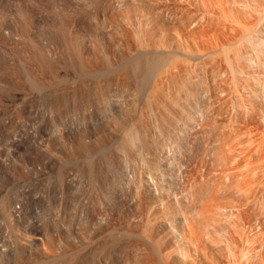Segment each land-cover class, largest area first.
Listing matches in <instances>:
<instances>
[{
	"label": "rangeland",
	"instance_id": "rangeland-1",
	"mask_svg": "<svg viewBox=\"0 0 264 264\" xmlns=\"http://www.w3.org/2000/svg\"><path fill=\"white\" fill-rule=\"evenodd\" d=\"M259 1L0 0V264H264Z\"/></svg>",
	"mask_w": 264,
	"mask_h": 264
},
{
	"label": "bare ground",
	"instance_id": "bare-ground-1",
	"mask_svg": "<svg viewBox=\"0 0 264 264\" xmlns=\"http://www.w3.org/2000/svg\"><path fill=\"white\" fill-rule=\"evenodd\" d=\"M231 1H232V0H231ZM254 1H256V0H254ZM262 1H263V0H262ZM243 2H244V1H243ZM245 2H246V1H245ZM199 3H200V2H199ZM207 3H208V1H207ZM255 3H256V2H255ZM258 3H259V5H260V1H259V0H258ZM258 3H257V4H258ZM205 4H206V3H205ZM209 4H210V3H209ZM235 4H236V3H235ZM253 4H254V2H253ZM257 4H256V5H257ZM261 4H262V2H261ZM263 4H264V3H263ZM217 5H218V4H217ZM231 5H232V4H231ZM243 5H244V4H243ZM220 6H221V4H220ZM220 6H219V7H220ZM228 6H229V5H228ZM236 6H237V5H236ZM244 6H245V5H244ZM253 6H254V5H253ZM219 7H218V8H219ZM257 7H258V6H257ZM191 8H192V7H191ZM212 8H213V7H212ZM215 8H216V7H215ZM226 8H227V7H226ZM242 8H243V7H242ZM242 8H241V9H242ZM244 8H245V7H244ZM246 8H248V7H246ZM248 9H249V8H248ZM248 9H247V10H248ZM258 9H259V8H258ZM197 10H198V9H197ZM234 10H235V9H234ZM249 10H251V9H249ZM256 10H257V9H256ZM223 11H224V10H223ZM226 11H227V10H226ZM261 11H262V10H261ZM224 12H225V11H224ZM191 13H192V12H191ZM194 13H195V12H194ZM197 13H198V12H197ZM243 13H244V12H243ZM249 13H250V12H249ZM252 13H253V11H252ZM254 13H255V11H254ZM259 13H260V12H259ZM246 14H247V13H246ZM255 14H256V13H255ZM199 15H200V14H199ZM215 15H216V14H215ZM257 15H260V14H257ZM262 15H263V14H262ZM191 16H192V15H191ZM200 16H201V15H200ZM202 16H203V14H202ZM208 16H209V15H208ZM221 16H222V15H221ZM228 16H229V15H228ZM236 16H237V18H238V15H235V21H237V20H236ZM247 16H248V15H247ZM251 16H252V15H251ZM186 17H187V16H186ZM189 17H190V16H189ZM197 17H198V16H197ZM263 17H264V16H263ZM200 18H201V17H200ZM209 18H210V17H209ZM255 18L257 19L256 16H255ZM259 18H260V17H259ZM198 19H199V17H198ZM211 19H212V18H211ZM213 19H214V18H213ZM215 19H216V18H215ZM231 19H232V18H231ZM261 19H262V18H261ZM199 20H200V19H199ZM209 20H210V19H209ZM228 20H229V19H228ZM248 20H249V17H248ZM196 21H197V20H196ZM196 21H195V23H196ZM258 21H259V20H258ZM182 22H183V21H182ZM216 22H217V21H216ZM222 22H223V20H222ZM224 22H225V21H224ZM239 22H240V20H239ZM243 22H245V24H244V23H243V24L246 26V29H248V30H246V31H247L246 33H247V34H249V31H252V30L254 31V29H253L254 27L251 28L252 26H250V25H249V27H250L251 29H250L249 27H247V25H246V22H247V21H243ZM255 22H256V20H255ZM261 22H263V21L261 20ZM261 22H258V23L260 24ZM232 23H233V21H232ZM234 23H235V22H234ZM236 23H238V21H237ZM208 24H209V23H208ZM250 24H251V23H250ZM190 25H192V24H190ZM204 25H205V24H204ZM219 25H220V24H219ZM222 25H223V24H222ZM233 25H234V24H233ZM233 25H232V26H233ZM240 25H241V27L243 26V25H242V22H241ZM188 26H189V25H188ZM229 26H231V25H229ZM234 26H235V25H234ZM236 26L238 27L237 24H236ZM236 26H235V27H236ZM256 26L258 27V24H256ZM191 27H192V26H191ZM191 27H190V28H191ZM239 27H240V26H239ZM239 27H238V28H239ZM257 27H256V28H257ZM217 28H219V27H217ZM238 28H236V29H238ZM242 28H243V30L245 29L244 27H242ZM249 29H250V30H249ZM193 30H194V29H193ZM203 30H204V29H203ZM218 30H220V29H218ZM261 30H262V29H261ZM199 31H200V30H199ZM222 31H223V30H222ZM227 31H228V30H227ZM240 31L242 32L241 29H240ZM253 31H252V32H253ZM255 31H256V30H255ZM135 32H136V31H135ZM191 32H192V31H191ZM201 32H202V31H201ZM208 32H209V31H208ZM243 32H245V30H244ZM243 32H242V33H243ZM256 32H257V31H256ZM259 32H261V31H258V33H259ZM212 33H213V32H212ZM199 34H201V33H199ZM207 34H208V33H207ZM236 34H237V33H236ZM256 34H257V33H256ZM261 34H262V33H261ZM261 34H260V36H261ZM232 35H233V34H232ZM250 35H251V37H252V38H251V39H252L251 42H252L255 34L253 35V34H251V32H250ZM188 36H189V35H188ZM210 36H211V35H210ZM215 36H216V35H215ZM219 36H220V35H219ZM237 36H238V35H237ZM240 36H241L242 39H243V37H245V36H247V35L245 34V35L243 36V34H242V35H240ZM217 37H218V36H217ZM255 37H256V36H255ZM214 38H216V37H214ZM224 38H225V37H224ZM203 39H204V38H203ZM245 39L250 40L248 36L245 37ZM245 39H244V40H245ZM230 40H231V39H230ZM240 40H241V39H240ZM196 41H197V40H196ZM245 41H246V40H245ZM255 41H257V40L255 39ZM259 41H260V40H259ZM259 41H257V42H259ZM263 41H264V40H263ZM263 41H262V42H263ZM237 42H238V41H237ZM239 42H241V41H239ZM249 42H250V41H249ZM234 43H235V42H234ZM254 43H255V42H254ZM254 43H253V44H254ZM136 44H137V43H136ZM240 44H241V43H240ZM242 44H243V43H242ZM244 44H245V43H244ZM250 44H251V43H250ZM250 44H249V45H250ZM255 44H256V43H255ZM153 45H154V44H153ZM164 45H165V44H164ZM212 45H213V44H212ZM233 45H234V44H233ZM237 45H239V43L236 44V47H237ZM256 45H258V44H256ZM256 45H254V46L256 47ZM259 45H260V44H259ZM262 45H263V43H262ZM157 46H158V45H157ZM159 46H161V45H159ZM224 46H225V45H224ZM228 46H229V45H228ZM252 46H253V45H252ZM260 46H261V45H260ZM229 47H230V46H229ZM262 47H263V46H262ZM262 47H261V48H262ZM160 48H161V47H160ZM214 48H215V45H214ZM223 48H224V47H223ZM238 48H239V47H238ZM253 48H254V47H253ZM253 48H252V49H253ZM258 48H259V47H258ZM258 48H257V49H258ZM261 48H260V50H261ZM195 49H196V48H195ZM225 49H226V48H225ZM225 49H224V50H225ZM236 49H237V48H236ZM240 49H241V48H240ZM254 49H255V48H254ZM181 50H182V49H181ZM196 50H197V49H196ZM198 50H199V49H198ZM218 50H219V49H218ZM230 50H231V49H230ZM230 50H229V52H231ZM242 50H243V49H242ZM245 50H246V49H245ZM157 51H158V50H157ZM255 51H256V50H255ZM190 52H191V51H190ZM194 52H195V51H194ZM210 52H211V50H210ZM222 52H223V51H222ZM151 53H152V52H151ZM167 53H168V52H167ZM175 53H176V52H175ZM186 53H187V52H186ZM212 53H213V52H212ZM216 53H217V52H216ZM223 53H225V52H223ZM237 53H238V51H237ZM249 53H250V52H249ZM162 54H163V53H162ZM184 54H185V53H184ZM207 54H209V53H207ZM213 54H214V53H213ZM213 54H212V55H213ZM228 54H229V53H228ZM235 54H236V53H235ZM255 54H256V53H255ZM176 55H177V54H176ZM189 55H190V53H189ZM212 55L210 54V57H211ZM215 55H216V54H215ZM230 55H231V54H230ZM246 55H247V54H246ZM262 55H263V54H262ZM172 56H173V55H172ZM178 56H179V55H178ZM186 56H187V55H186ZM195 56H198V55H195ZM200 56H201V55H199V57H200ZM213 56H214V55H213ZM213 56H212V57H213ZM220 56H221V55H220ZM226 56H227V53H226ZM244 56H245V55H244ZM259 56H260V55H259ZM159 57H160V56H159ZM166 57H167V56H166ZM192 57H193V56H192ZM214 57H215V56H214ZM263 57H264V56H263ZM183 58H184V57H183ZM190 58H191V57H190ZM193 58H194V57H193ZM197 58H198V57H197ZM217 58L219 59V56H217ZM254 58H255V57H254ZM256 58H257V57H256ZM176 59H177V57H176ZM181 59H182V58H181ZM185 59H187V58H185ZM202 59H203V58H202ZM211 59H212V58H211ZM214 59H216V58H214ZM218 59H217V60H218ZM223 59H224V56H223ZM240 59H242V58H240ZM244 59H245V58H244ZM244 59H242V60H244ZM249 59H250V58H249ZM173 60H175V59H173ZM173 60H170V62L172 61V63H173ZM182 60H183V59H182ZM188 60H189V59H188ZM209 60H210V59H209ZM224 60H225V59H224ZM260 60H261V59H260ZM262 60H263V59H262ZM176 61H177V60H176ZM196 61H197V60H196ZM207 61H208V59H207ZM245 61H246V60H245ZM245 61H243V63H245ZM252 61H253V60H252ZM256 61H258V60H256ZM181 62H182V61H181ZM187 62H188V61H187ZM192 62H194V61H192ZM210 62H211V61H210ZM246 62H248V61H246ZM258 62H259V61H258ZM183 63H184V62H183ZM188 63H190V62H188ZM188 63H187V65H188ZM194 63H195V62H194ZM197 63H198V62H197ZM228 63H229V62H228ZM251 63H252V62H251ZM179 64H180V63H179ZM216 64H217V63H216ZM226 64H227V63H226ZM261 64H262V63H261ZM182 65H183V64H182ZM185 65H186V64H185ZM203 65H204V64H203ZM250 65H252V64H250ZM250 65H249V66H250ZM171 66H172V65H171ZM183 66H184V65H183ZM194 66H195V65H194ZM212 66H213V65H212ZM233 66H234V65H233ZM249 66H248V67H249ZM259 66H260V65H259ZM262 66H264V65H262ZM166 67H167V66H166ZM182 68H183V67H182ZM187 68H188V67H187ZM204 68H205V67H204ZM209 68H210V67H209ZM212 68H213V67H212ZM229 68H230V67H229ZM245 68H246V67H245ZM255 68H257V67L255 66ZM255 68H254V69H255ZM261 68H262V67H261ZM170 69H171V68H170ZM207 69H208V68H207ZM217 69H218V68H217ZM187 70H188V69H187ZM237 70H238V69H237ZM260 70H261V69H260ZM173 71H174V70H173ZM181 71H182V70H181ZM183 71H184V70H183ZM188 71H189V70H188ZM190 71H191V70H190ZM224 71H225V70H224ZM228 71H229V70H228ZM232 71H233V70H232ZM206 72H207V71H206ZM210 72H211V71H210ZM210 72H209V73H210ZM219 72H220V71H219ZM222 72H223V71H222ZM165 73H166V72H165ZM182 73H183V72H182ZM185 73H186V72H185ZM188 73H189V72H188ZM191 73H193V72H191ZM191 73H190V74H191ZM245 73H246V72H245ZM161 74L164 75L163 73H161ZM167 74H168V73H167ZM198 74H199V73H198ZM213 74H214V73H212V75H210V76H211V77L214 76ZM216 74H217V73H216ZM235 74H236V73H235ZM165 75H166V74H165ZM188 75H189V74H188ZM251 75H252V74H251ZM168 76H169V74H168ZM174 76H175V75H174ZM174 76H172V78H174ZM189 76H190V75H189ZM216 76H218V75H216ZM230 76H231V75H230ZM238 76H239V75H238ZM243 76H244V75H243ZM258 76H259V75H258ZM245 77H246V76H245ZM249 77H250V76H249ZM251 77H252V76H251ZM251 77H250V78H251ZM165 78H166V77H165ZM186 78H187V77H186ZM188 78H189V77H188ZM221 78H222V75H221V77L219 76V79H221ZM226 78H227V76H226ZM237 78H238V77H237ZM243 78H244V77H243ZM252 78H253V77H252ZM169 79H170V78H169ZM248 79H249V78H248ZM254 79H255V78H254ZM181 80H182V79H181ZM181 80H179V81H181ZM185 80H186V79H185ZM194 80H195V79H194ZM231 80H233V79H231ZM245 80H246V79H245ZM245 80H244V81H245ZM161 81H162V80H161ZM219 81H220V80H219ZM233 81H234V80H233ZM185 82H187V81H185ZM190 82H191V81H190ZM246 82H247V81H246ZM175 83H176V82H175ZM228 83H229V82H228ZM233 83H234V82H232V84H233ZM163 84H164V82H163ZM185 84H186V83H185ZM253 84H254V83H253ZM206 85H207V84H206ZM214 85H215V84H214ZM217 85H218V84H217ZM217 85H216V86H217ZM220 85H221V84H220ZM222 85H223V84H222ZM243 85H244V84H243ZM207 86H208V85H207ZM226 86H227V85H226ZM232 86H233V85H232ZM241 86H242V85H241ZM261 86H262V85H261ZM222 87H224V86H222ZM224 88H225V87H224ZM233 88H234V86H233ZM237 88H238V87H237ZM205 89H206V88H205ZM261 89H262V87H261ZM180 90H181V89H180ZM184 90H185V89H184ZM184 90H183V91H184ZM206 90H207V89H206ZM212 90H214V89L212 88ZM235 90H236V89H235ZM217 91L220 92V90H217ZM261 91L263 92V90H261ZM214 92H215V90H214ZM221 92H222V91H221ZM172 93H173V92H172ZM228 94H229V92H228ZM257 94H258V93H257ZM158 95H159V94H158ZM186 95H187V94H186ZM186 95H185V96H186ZM214 95H215V93H214ZM233 95H235V94L233 93ZM251 95H252V94H251ZM176 96H177V95H176ZM176 96H175V97H176ZM257 96H258V95H257ZM155 97H156V96H155ZM180 97H182V96L180 95ZM183 97H184V96H183ZM215 97H216V96H215ZM234 97H236V96H234ZM241 97H242V96H241ZM263 97H264V96H263ZM222 98H223V97H222ZM225 98H226V97H225ZM174 99H176V98H174ZM228 99H230V97H229ZM254 99H255V98H254ZM214 100H215V99H214ZM217 100H219V98H218ZM232 100H234V99H232ZM242 100H243V99H242ZM246 100H247V99H246ZM256 100H257V99H256ZM259 100H260V99H259ZM183 101H184V100H183ZM228 101H229V100H228ZM248 101H249V100H248ZM251 101H252V100H251ZM261 101H262V100H261ZM171 102H172V101H171ZM181 102H182V101H181ZM226 102H227V99H226ZM229 102H230V101H229ZM239 102H240V101H239ZM241 102H242V101H241ZM243 102H244V101H243ZM167 103H169V102H167ZM230 103H231V102H230ZM259 103H260V102H259ZM262 103H264V101H263ZM262 103H260V104H262ZM222 104H224V103H222ZM169 105H170V104H169ZM180 105H181V104H180ZM220 105H221V104H220ZM224 105H225V104H224ZM237 105H238V104H237ZM240 105H241V104H240ZM244 105H245V104H244ZM249 105H250V104H249ZM251 105H252V104H251ZM162 106H163V105H162ZM229 106H230V105H229ZM247 106H248V105H247ZM257 106H258V105H257ZM172 107H173V106H172ZM219 107H220V106H219ZM254 107H255V106H254ZM230 108H231V107H230ZM261 108H262V107H261ZM177 109H178V108H177ZM211 109H213V108H211ZM223 109H224V108H223ZM243 109H244V108H243ZM173 110H174V108H173ZM217 110H219V109L217 108ZM235 110H236V109H235ZM182 111H183V110H182ZM238 111H239V110H238ZM205 112H206V111H205ZM209 112H211V111H209ZM220 112H221V111H220ZM223 112H224V111H223ZM229 112H230V111H229ZM241 112H242V111H241ZM241 112H240V113H241ZM251 112H252V111H251ZM218 113H219V112H218ZM233 113H234V112H233ZM246 113H247V112H246ZM248 113H249V112H248ZM179 114H180V113H179ZM211 114H212V113H211ZM215 114H216V112H215ZM221 114H222V112H221ZM236 114H237V113H236ZM249 114H250V113H249ZM263 114H264V113H263ZM206 115H207V114H206ZM218 115H220V114H218ZM218 115H217V116H218ZM223 115H224V114H223ZM225 115H226V113H225ZM232 115H234V114H232ZM242 115H243V114H242ZM256 115H257V114H256ZM165 116H166V115H165ZM207 116H208V115H207ZM209 116H210V115H209ZM236 116H237V115H236ZM248 116H249V115H248ZM221 117H222V116H221ZM227 117H228V116H227ZM240 117H241V116H240ZM174 118H175V117H174ZM209 118H210V117H209ZM214 118H215V117H214ZM233 118H234V117H233ZM233 118H232V120H234ZM245 118H249V117H245ZM165 119H166V118H165ZM167 119H168V118H167ZM188 119H189V118H188ZM230 119H231V118H230ZM240 119H241V118H240ZM205 120L207 121V119H205ZM209 120H210V119H209ZM216 120H217V119H216ZM224 120H225V119H224ZM167 121H168V120H167ZM173 121H174V119H173ZM175 121H176V120H175ZM202 121H203V120H202ZM227 121H228V120H227ZM236 121H237V120H236ZM247 121H248V120H247ZM160 122H161V121H160ZM204 122H205V121H204ZM250 122H251V121H250ZM171 123H172V121H171ZM159 124H160V123H159ZM159 124H158V125H159ZM173 124H174V123H173ZM176 124H177V123H176ZM206 124H207V122H206ZM211 124H212V123H211ZM217 124H218V123H217ZM162 125H163V124H162ZM203 125H205V124H203ZM228 125H229V124H228ZM230 125H231V124H230ZM254 125H255V124H254ZM163 126H164V125H163ZM172 126H174V125H172ZM178 126H179V125H178ZM205 126H206V125H205ZM256 126H257V125H256ZM233 127H234V126H233ZM202 128H203V127H202ZM209 128H210V127H209ZM216 128H218V127H216ZM225 128H226V126H225ZM225 128H224V129H225ZM227 128H228V127H227ZM237 128H238V126H237ZM240 128H241V127H240ZM177 129H178V128H177ZM206 129H207V128H206ZM212 129H213V127H212ZM202 130H203V129H202ZM207 130H208V129H207ZM214 130H215V129H214ZM230 130H231V127H230ZM165 131H166V130H165ZM170 131H171V130H170ZM225 131H226V130H225ZM227 131H228V130H227ZM231 131H232V130H231ZM167 132H168V131H167ZM209 132H210V131H209ZM234 132H235V131H234ZM236 132H237V131H236ZM250 132H251V131H250ZM262 132H263V131H262ZM222 133H223V132H222ZM244 133H245V132H244ZM173 134H174V132H173ZM230 134H231V133H230ZM239 134H240V133H239ZM259 134H260V133H259ZM262 134H263V133H262ZM220 135H221V134H220ZM228 135H229V133H228ZM167 136H168V135H167ZM167 136H166V137H167ZM261 136H262V135H261ZM235 137H237V135H236ZM238 137H240V136H238ZM238 137H237V138H238ZM229 138H230V137H229ZM244 138H246V137L244 136ZM250 138H253V137H250ZM169 139H170V138H169ZM239 139H243V138L240 137ZM263 139H264V137H263ZM227 140H228V139H227ZM232 140H233V139H232ZM256 140H257V139H256ZM237 141H238V140H237ZM261 141H262V140H261ZM235 142H236V141H235ZM240 142H241V140H240ZM223 143H224V142H223ZM229 143H230V142H229ZM231 143H232V142H231ZM238 143H239V142H238ZM244 143H245V142H244ZM244 143L242 142V144H244ZM219 144H220V143H219ZM221 144H222V143H221ZM221 144H220V145H221ZM225 144H226V143H224L223 145H225ZM251 144H252V143H251ZM228 146H230V145H228ZM228 146L225 145V147L230 148V147H228ZM231 146H232V145H231ZM233 146H234V144H233ZM236 146H237V145H236ZM245 146H246V145H245ZM250 146H251V145H250ZM222 147H224V146H222ZM234 147H235V146H234ZM247 147L250 148L248 145H247ZM247 147H246V148H247ZM160 148H161V147H160ZM160 148H159V149H160ZM238 148L240 149V147H238ZM251 148H252V147H251ZM260 148H261V147H260ZM236 149H237V148H236ZM160 150H161V149H160ZM162 150H164V149H162ZM205 150H206V149H205ZM225 150H226V149H225ZM225 150H224V151H225ZM250 150H251V149H250ZM155 151H156V149H155ZM232 151H233V150H232ZM232 151H231V152H232ZM241 151H242V150H241ZM261 151H262V150H261ZM140 152H141V151H140ZM173 152H174V151H173ZM221 152H222V151H221ZM226 152H227V151H226ZM226 152H224V153H226ZM231 152H230V153H231ZM233 152H234V151H233ZM233 152L231 153V155L233 154ZM235 152H236V151H235ZM237 152L240 153L239 151H237ZM243 152H244V151H243ZM245 152H246V151H245ZM254 152H255V151H254ZM262 152H263V151H262ZM164 153H165V152H164ZM227 153H228V152H227ZM230 153H229V154H230ZM238 153H235V155L238 154ZM165 154H166V153H165ZM247 154H248V153H247ZM166 155H168V154H166ZM215 155H216V154H215ZM219 155H220V154H219ZM219 155H218V156H219ZM222 155H223V154H222ZM227 155H228V154H227ZM251 155H252V154H251ZM253 155H254V154H253ZM147 156H148V155H147ZM169 156H170V154H169ZM218 156H217V158H219ZM241 156H242V155H241ZM254 156H255V155H254ZM161 157H162V156H161ZM163 157H164V156H163ZM167 157H168V156H167ZM212 157H213V155H212ZM223 157H224V156H223ZM229 157L231 158L232 156H229ZM229 157H228V158H229ZM239 157H240V156H239ZM164 158H165V157H164ZM237 158H238V157H237ZM245 158H246V157H245ZM258 158H259V157H258ZM148 159H150V158H148ZM220 159H221V158H220ZM220 159H219V160H220ZM233 159H234V155H233ZM146 160H147V159H146ZM235 160H236V159H235ZM244 160H245V159H244ZM247 160H249V159H247ZM162 161H163V160H162ZM225 161H227V157H226V160H225ZM225 161H224V162H225ZM229 161H230V159H229ZM233 161H234V160H233ZM262 161H264V159H263ZM219 162H220V161H219ZM146 163H147V162H146ZM151 163H152V162H151ZM169 163H170V162H169ZM230 163H231V162H230ZM232 163H233V162H232ZM232 163H231V164H232ZM254 163H255V162H254ZM148 164H149V163H148ZM245 164H246V160H245ZM245 164H244V165H245ZM250 164H251V162L248 163V166H249ZM150 165H151V164H150ZM213 165H214V163H213ZM215 165H216V164H215ZM218 165H219V164H217L216 167H218ZM222 165H223V164H222ZM252 165H253V164H252ZM256 165H257V164H256ZM262 165H263V164H262ZM153 166H154V165H153ZM220 166H221V164H220ZM245 166H246V165H245ZM198 167H199V166H198ZM203 167H204V165H203ZM206 167H207V166H206ZM210 167H211V166H210ZM237 168H238V167H237ZM125 169H126V167H125ZM153 169H154V168H153ZM158 169H159V168H158ZM197 169H198V168H197ZM200 169H201V168H200ZM214 169H215V168H214ZM218 169H219V168H218ZM239 169H240V167H239ZM253 169H254V168H253ZM197 171H198V170H197ZM197 171H196V172H197ZM202 171H203V170H202ZM214 171H215V170H214ZM236 171H238V172H236ZM240 171L243 172L242 170H238V169L236 170V169L233 168V167L230 168V167H228V166H226V167H225V166H222L221 173H222V176H223V173H226V175H227V172H228V174H229V173H232L233 176L237 177V181H238V182H236V183H237V184H236V187H237V185H238V188H237V189H239V191L236 189V187H234V188L236 189V193H239V192H240V193H242V196H247L246 194H248V193H247V190H248V188H249L248 186L250 185V187H251V184H249L250 181L248 182L247 179H246V181H247L248 184H249V185H247V182L245 181V178H246V177H245V175H243L244 173H241ZM244 171H246V170H244ZM250 171H252V170H250ZM250 171H249V172H250ZM254 171H255V170H254ZM196 172H195V173H196ZM255 172H256V171H255ZM255 172H253L252 175L255 174ZM259 172H260V171H259ZM246 173H247V171H246ZM206 174H207V173H206ZM216 174H217V173H216ZM232 174H231V175H232ZM247 175H248V174H247ZM259 175H260V173H259ZM200 176H201V175H200ZM229 176H230V175H229ZM262 176H263V175H262ZM214 177H215V176H214ZM224 177H225V179H226L227 176H225V174H224ZM224 177H223V178H224ZM218 178H219V177H218ZM223 178H222V179H223ZM228 179H230V177H229ZM254 179H255V178H254ZM162 180H163V179H162ZM231 180H232V179H231ZM235 180H236V179L234 178L233 181L235 182ZM248 180H249V179H248ZM191 181H192V180H191ZM195 181H196V180H195ZM200 181H201V180H200ZM204 181H205V179H204ZM219 181H220V180H219ZM222 181H223V180H222ZM226 181H227V180H226ZM251 181H252V180H251ZM192 182H193V181H192ZM205 182H206V181H205ZM209 182H210V181H209ZM216 182H217V181H216ZM252 182H253V181H252ZM255 182H256V181H255ZM222 183H223V182H222ZM250 183H251V182H250ZM257 183H258V182H257ZM195 184H196V183H195ZM198 184H199V183H198ZM200 184H201V183H200ZM200 184H199V186H200ZM214 184H215V183H214ZM225 184H226V183H225ZM234 184H235V183H234ZM234 184L232 183V185H234ZM184 185H185V184H184ZM196 185H197V184H196ZM222 185H223V184H222ZM222 185L220 184V186H222ZM257 185H258V184H257ZM192 186H193V185H192ZM201 186H202V185H201ZM227 186H228V185H227ZM230 186H231V185H230ZM230 186H229V187H230ZM254 186H255V184L253 183V186H252V187H254ZM216 187H217V185H216ZM223 187H224V186H223ZM191 188H192V187H191ZM193 188H194V187H193ZM195 188H196V186H195ZM219 188H220V187H219ZM201 189H202V188H200V190H201ZM208 189H209V188H208ZM221 189H222V188H221ZM159 190H160V189H159ZM184 190H185V189H184ZM187 190H188V189H187ZM190 190H191V189H190ZM197 190H198V189H197ZM217 190H218V189H217ZM217 190H216V191H217ZM219 190H220V189H219ZM227 190H228V189H227ZM249 190H250V191H253V190L250 189V188H249ZM256 190H257V189H256ZM198 191H199V190H198ZM206 191H207V190H206ZM222 191H223V190H222ZM222 191H221V192L218 191V192L222 193ZM230 191H231V190H230ZM191 192H192V190H191ZM212 192H213V191H212ZM218 192H217V193H218ZM225 192H226V191H225ZM178 193H179V192H178ZM183 193H184V192H183ZM189 193H190V191H189ZM192 193H193V192H192ZM200 193H202V191H201ZM228 193H229V192H228ZM240 193H239V194H240ZM249 193H250V192H249ZM253 193H254V192H253ZM224 194H225V193H224ZM226 194H227V193H226ZM243 194H244V195H243ZM251 194H252V193H251ZM199 195H200V194H199ZM211 195H212V196H213V195L215 196V194H211ZM218 195H219V194H218ZM189 196H190V195H189ZM195 196H196V195H195ZM212 196L209 195L210 198L208 197V199L205 200L204 205H202L203 207L201 208V212L199 213V214H200V215H199V216H200V218H199L200 222H199V223H195V222L190 221V223L188 224V226H189V228H190V230H191V231L189 230V231H190L189 233H192V232H193V234H194V232H197V231L200 230V227H201V226H203V228H202V227H201V228L204 229V226L207 227L206 225H208V224H209V225L212 224V223H213V224H214V223L216 224L215 221L218 219L216 213H219V209H220V208H227V207H229L230 205H231V206H230L231 208L233 207L232 204H231L232 202H231V203L229 202L230 204H227L228 202H226V203L224 202V203H223V201L225 200V198H224V200H223V198H222L223 201L220 202L219 200H221V199H219V198L216 199L217 196H215V197H212ZM230 196H231V195H230ZM234 196H235V195H234ZM236 196H237V195H236ZM251 196H252V195H251ZM253 196H254V195H253ZM181 197H182V196H181ZM184 197H185V196H184ZM199 197H200V196H199ZM206 197H207V196H206ZM222 197H223V196H222ZM240 197H241V196H240ZM256 197H257V196H256ZM256 197H255V198H256ZM190 198L193 199L192 197H190ZM195 198H196V197H195ZM176 199H177V198H176ZM178 199H179V198H178ZM197 199H198V198H197ZM244 199H245V198H244ZM249 199H251V198H249ZM172 200H173V199H172ZM226 200H227V199H226ZM229 200H230V199H229ZM229 200H227V201H229ZM239 200H240V199H239ZM254 200H255V199H254ZM256 200H257V198H256ZM159 201H161V200H159ZM192 201H193V200H192ZM201 201H202V200H201ZM259 201H260V200H259ZM259 201H258V203H260ZM263 201H264V200H263ZM190 202H191V200H190ZM202 202H203V201H202ZM244 202H245V201H244ZM247 202H248V201H247ZM252 202H253V201H252ZM252 202H251V203H252ZM256 202H257V201H256ZM249 203H250V202H249ZM262 203H264V202H262ZM190 204H191V203H190ZM161 205H162V204H161ZM176 205H177V204H176ZM228 205H229V206H228ZM233 205H234V201H233ZM236 205L238 206L237 203H236L234 206H236ZM248 205H249V204H248ZM251 205H252V204H251ZM257 205H258V204H257ZM262 205H263V204H262ZM240 206H242V205L240 204ZM253 206H254V205H253ZM243 207H244V206H243ZM243 207H242V208H243ZM245 207H246V206H245ZM258 207H259V206H258ZM260 207H261V206H260ZM260 207H259L258 210L261 211V210H262V209H261L262 207H261V208H260ZM263 207H264V205H263ZM155 208H156V207H155ZM178 208H179V207H178ZM231 208H230V209H231ZM233 208L235 209L236 207H233ZM242 208H241V209H242ZM152 209H153V207H152ZM170 209H171V208H170ZM217 209H218V210H217ZM237 209H239V206L237 207ZM156 210H157V209H156ZM172 210H173V209H172ZM220 210H221V209H220ZM227 210H229V208H227ZM239 210H240V209H239ZM150 211H151V210H150ZM199 211H200V210H199ZM217 211H218V212H217ZM222 211H223V210H222ZM224 211H226V210H224ZM224 211H223V212H224ZM232 211H233V210H232ZM237 211H238V210H237ZM160 212H161V211H160ZM177 212H178V211H177ZM254 212H255V211H254ZM263 212H264V211H263ZM162 213H163V211H162ZM173 213H174V212H173ZM173 213H172V214H173ZM234 213L236 214V212L233 211V214H234ZM167 214H168V213H167ZM179 214H180V213H179ZM185 214H186V213H185ZM222 214H224V213H222ZM155 215H156V214H155ZM224 215H225V214H224ZM229 215H230V214H229ZM259 215H260V214H259ZM165 216H166V215H165ZM174 216H175V215H174ZM174 216H173V217H174ZM199 216H198V217H199ZM218 216H219V215H218ZM231 216H232V215H231ZM186 217H187V216H186ZM228 217H229V216H228ZM259 217H260V216H259ZM177 218H178V217H177ZM224 218H225V217H224ZM224 218H223V219H224ZM229 218H230V217H229ZM229 218H228V219H229ZM232 218H233V216H232ZM248 218H249V217H248ZM159 219H160V218H159ZM194 219H195V218H194ZM226 219H227V218H226ZM171 220H172V219H171ZM178 220H179V219H178ZM191 220H192V219H191ZM199 220H198V221H199ZM232 220H233V219H232ZM167 221H168V220H167ZM172 221H173V220H172ZM187 222H188V221H187ZM243 222H244V221H243ZM222 223H223V222H222ZM224 223H225V222H224ZM186 224H187V223H186ZM213 224H212V225H213ZM215 224H214V225H215ZM225 224H226V223H225ZM172 225H173V223H172ZM210 226H211V225H210ZM226 226H227V225H225V227H226ZM250 226H251V225H250ZM177 227H178V226H177ZM186 227H187V226H186ZM212 227H213V226H212ZM172 228H173V227H172ZM229 228H230V227H229ZM163 229H164V228H163ZM207 229H208V228H207ZM241 229H242V228H241ZM174 230H175V229H174ZM209 230H210V229H209ZM211 230H213V229H211ZM225 230H226V229H225ZM250 230H251V229H250ZM201 231H202V230H200L199 232H201ZM204 231H205V230H204ZM173 232H174V231H173ZM213 232H214V231H213ZM223 232H224V231H223ZM225 232H226V231H225ZM243 232H244V231H243ZM204 233H205V232H204ZM195 234L198 235L197 233H195ZM212 234H213V233H212ZM231 234H233V232H232ZM241 234H242V232H241ZM203 235H204V234H203ZM216 235H217V234H216ZM222 235H223V234H222ZM225 235H226V234H225ZM228 235H229V233H228ZM249 235H250V234H249ZM189 236H191V234H190ZM194 236H195V235H194ZM194 236L192 235V237H194ZM198 236H199V235H198ZM218 236H219V235H218ZM255 236H256V235H255ZM196 237H197V236H196ZM207 237H208V236H207ZM207 237H206V239H207ZM249 237H250V236H249ZM178 238H179V237H178ZM189 238L191 239V237H189ZM197 238H199V237H197ZM201 238H203V237H201ZM149 239H150V238H149ZM210 239H211V238H210ZM170 240H171V239H170ZM191 240H192V239H191ZM193 240L195 241V239H193ZM211 240H212V239H211ZM224 240H225V239H224ZM213 241H214V239H213ZM186 242H188V240H186ZM196 242H197V239H196ZM198 242H199V241H198ZM210 242H211V241H210ZM257 242H258V241H257ZM184 243H185V242H184ZM192 243H193V242H192ZM211 243H212V242H211ZM225 243H226V242H225ZM228 243H229V242H228ZM230 243H231V242H230ZM232 243H233V242H232ZM218 244H219V243H218ZM218 244H216V245H218ZM240 244H241V243H240ZM244 244H245V243H244ZM211 245H212V244H211ZM230 245H231V244H230ZM242 245H243V244H242ZM149 246H150V244H149ZM213 246H214V244H213ZM218 246H219V245H218ZM223 246H225V245H223ZM223 246H222V247H223ZM244 246H245V245H244ZM206 247H207V246H206ZM212 248H213V247H212ZM224 248H225V247H224ZM227 248H228V247H227ZM165 249H166V248H165ZM195 249H196V248H195ZM204 249H205V248H204ZM218 249H219V248H218ZM231 249H232V248H231ZM240 249H241V248H240ZM252 249H253V248H252ZM151 250H152V248H151ZM201 250H202V249H201ZM160 251H161V250H160ZM165 251H166V250H165ZM204 251H205V250H204ZM234 251H235V250H234ZM240 251H241V250H240ZM206 252H207V251H206ZM212 252H213V251H212ZM220 252H221V251H220ZM220 252H219V253H220ZM228 252H229V251H228ZM243 252H244V251H243ZM245 252H246V251H245ZM245 252H244V253H245ZM164 253H165V252H164ZM175 253H176V252H175ZM226 253H227V252H226ZM244 253H243V254H244ZM251 253H252V252H251ZM170 254H171V253H170ZM202 254H203V253H202ZM239 254H241V253H239ZM247 254H248V253H247ZM249 254H250V253H249ZM173 255H174V254H173ZM181 255H182V254H181ZM208 255H209V254H208ZM175 256H176V255H175ZM179 256H180V255H179ZM204 256H207V255H203V257H204ZM217 256H218V255H217ZM241 256H242V255H241ZM241 256H240V257H241ZM251 256H252V255H251ZM153 257H154V256H153ZM220 257H221V256H220ZM228 257H229V256H228ZM232 257H233V256H232ZM238 257H239V256H238ZM240 257H239V258H240ZM243 257H245V256H243ZM170 258H171V257L169 256V260H170ZM173 258H174V257H173ZM184 258H185V257H184ZM205 258H206V257H205ZM249 258H250V256H249ZM206 259H208V258H206ZM226 259H227V258H226ZM226 259H225V260H226ZM246 259H247V258H246ZM185 260H186V259H185ZM217 260H218V259H217ZM227 260H228V259H227ZM241 260H242V258H241ZM241 260H240V261H241ZM177 261H178V260H177ZM218 261H219V260H218ZM240 261H239V262H240ZM170 262H171V261H170ZM180 262H181V260H180ZM209 262H210V261H208L207 263H209ZM212 262H213V261H212ZM227 262H228V261H227ZM227 262H226V264H227ZM239 262H238V263H239ZM223 263H224V262H223ZM245 263H246V261H245ZM249 263H250V262H249ZM146 264H147V263H146ZM159 264H160V263H159ZM172 264H173V263H172ZM174 264H175V263H174ZM177 264H179V262H178ZM229 264H230V263H229Z\"/></svg>",
	"mask_w": 264,
	"mask_h": 264
}]
</instances>
